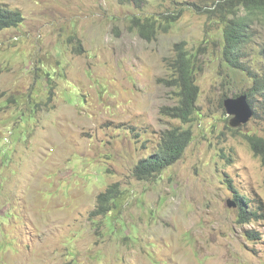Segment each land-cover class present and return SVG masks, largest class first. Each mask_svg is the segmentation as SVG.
Instances as JSON below:
<instances>
[{
	"label": "rangeland",
	"instance_id": "rangeland-1",
	"mask_svg": "<svg viewBox=\"0 0 264 264\" xmlns=\"http://www.w3.org/2000/svg\"><path fill=\"white\" fill-rule=\"evenodd\" d=\"M213 1L0 0L23 14L0 30V264H264V162L246 139L264 137L261 94L237 128L223 107L264 75V24L239 73L205 13ZM150 16L177 19L149 42L132 26ZM180 43L200 89L189 125L163 111L178 102L168 81ZM189 126L179 161L134 176L163 132ZM114 184L120 211L94 217ZM231 186L257 221L240 222Z\"/></svg>",
	"mask_w": 264,
	"mask_h": 264
},
{
	"label": "trees",
	"instance_id": "trees-1",
	"mask_svg": "<svg viewBox=\"0 0 264 264\" xmlns=\"http://www.w3.org/2000/svg\"><path fill=\"white\" fill-rule=\"evenodd\" d=\"M121 3H130L136 7H142L147 0H118ZM205 13L212 19H217L222 27L223 59L239 73H248L250 70L243 63V55L247 45L253 43L257 36L258 25L264 24V0H214L211 7L205 9ZM173 16H166V22H160L152 16L136 18L133 21L132 29L149 42L156 40L157 35L166 33L170 25L175 22ZM23 22V14L18 10H8L0 5V30L17 27ZM192 54L184 47L183 43L176 45V56L170 65L175 74L168 81L169 86L177 91L178 102L175 106L166 107L164 113L172 118L180 120L183 124L189 125L194 119L197 110V102L200 89L196 85L197 64ZM196 69V70H195ZM252 86L245 91L247 100L252 104L261 94V104L264 113V75L255 76L252 74ZM51 92L50 94H52ZM224 107V106H223ZM257 115V113L255 114ZM256 157L260 156L264 162V137L247 136ZM193 140V131L187 128H172L163 132L159 149L147 158L139 161L134 169V176L138 180H149L165 169L179 161L187 147ZM234 198H239L238 205L240 222L247 224L254 218L256 221L260 215L250 208L252 202L249 198L239 193L232 187ZM122 195L119 184L109 187L106 192L100 194L99 204L92 212L94 217L106 216L110 212H119L122 206ZM250 208V209H249ZM117 215V214H116ZM114 219L115 216H113ZM248 232V236L255 238L257 234Z\"/></svg>",
	"mask_w": 264,
	"mask_h": 264
},
{
	"label": "water",
	"instance_id": "water-1",
	"mask_svg": "<svg viewBox=\"0 0 264 264\" xmlns=\"http://www.w3.org/2000/svg\"><path fill=\"white\" fill-rule=\"evenodd\" d=\"M224 108L227 115L231 117L230 124L233 128L247 123L253 116V111L246 95L237 98H226L224 100Z\"/></svg>",
	"mask_w": 264,
	"mask_h": 264
},
{
	"label": "clouds",
	"instance_id": "clouds-1",
	"mask_svg": "<svg viewBox=\"0 0 264 264\" xmlns=\"http://www.w3.org/2000/svg\"><path fill=\"white\" fill-rule=\"evenodd\" d=\"M245 95V94H244ZM242 96V95H241ZM257 98V97H256ZM248 102H249V104H250V106H251V108H252V111H253V107H252V100H251V102L248 100ZM254 104V103H253ZM262 107H263V105H262ZM256 113L253 111V116L255 115ZM243 195V194H242ZM245 196V195H244ZM241 203V200L239 199V198H235V201L233 202V204L235 205V206H237L238 207V205ZM258 210L260 211V212H262V209L261 208H258ZM258 214L261 216L262 214L261 213H259L258 212Z\"/></svg>",
	"mask_w": 264,
	"mask_h": 264
},
{
	"label": "bare ground",
	"instance_id": "bare-ground-1",
	"mask_svg": "<svg viewBox=\"0 0 264 264\" xmlns=\"http://www.w3.org/2000/svg\"><path fill=\"white\" fill-rule=\"evenodd\" d=\"M224 103V102H223ZM253 117V116H252Z\"/></svg>",
	"mask_w": 264,
	"mask_h": 264
}]
</instances>
